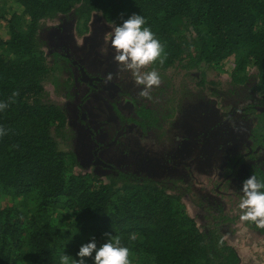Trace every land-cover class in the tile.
Wrapping results in <instances>:
<instances>
[{"label": "trees", "instance_id": "trees-1", "mask_svg": "<svg viewBox=\"0 0 264 264\" xmlns=\"http://www.w3.org/2000/svg\"><path fill=\"white\" fill-rule=\"evenodd\" d=\"M15 3L19 8L4 18L9 38L0 35V102L8 105L0 111L6 132L0 137V264H60L63 254L79 260L83 244L94 238L99 248L109 236H119L130 249L131 264H241L222 231V215L207 216L212 222L202 224L205 229L188 213L183 196L191 187L179 186L181 192L178 182L164 185L135 166L109 175L74 173L81 160L71 145L65 111L44 86L51 75L40 29L73 10L86 25L98 17L116 26L142 15L167 57L149 67L169 80L165 94L177 82L168 78L171 74L186 71L197 81L194 73L234 59L229 81L207 85L201 80L188 93L198 101L234 90L259 93L249 108L257 118L247 150L252 155L264 148V112L257 110L264 106V0ZM177 88L178 95L188 91ZM160 115L156 107H143L135 121L155 129ZM251 175L264 181L261 168H251ZM3 200L10 206L1 205ZM94 257H86L85 264H95Z\"/></svg>", "mask_w": 264, "mask_h": 264}, {"label": "flooded vegetation", "instance_id": "flooded-vegetation-1", "mask_svg": "<svg viewBox=\"0 0 264 264\" xmlns=\"http://www.w3.org/2000/svg\"><path fill=\"white\" fill-rule=\"evenodd\" d=\"M75 12L73 10L68 15L42 23L40 36L45 42L43 51L51 75V80L45 82L44 86L51 98L63 107L67 116L71 145L78 159L81 160L80 165L91 163L92 174L94 172L97 174L96 172L99 171L101 175L105 172L109 175L117 170L127 171L133 166L138 170L142 163L140 162L143 156L141 141L144 136L150 135L156 145L170 144L175 139L174 127L177 118L184 116L190 110L207 108L214 103L211 98L216 99L225 107L224 109L230 110L225 112L229 119L232 120L238 115L235 122H247L251 126V134L257 118L249 112V108L257 104V98L261 96L259 93H251L250 89L234 90L223 98L212 96L206 101H198V98H192L188 93L191 87L190 76L187 77L189 73L182 71L180 74H171L168 77L177 82L172 84L174 86L169 88L166 94L162 92V88L166 87L168 79L161 76V84L159 87H153L151 98L141 97L139 93L143 86L134 85L135 81L131 73L120 70L114 62V49L109 45L107 55L100 51L105 45V36L108 34L106 26L98 28L93 24L92 18L90 24L88 23L89 32L87 30H84V33L80 32L83 35L79 41L73 39L75 33L79 34ZM96 19L100 20L98 17ZM100 23L102 24L101 20ZM84 25H86L85 21L79 19V27ZM143 71L149 72V68ZM109 73L112 74L111 80L107 79ZM177 86L182 89L187 88L188 91L178 95L175 90ZM146 101L152 103L149 105L145 103ZM143 107L145 109L156 107L160 111V119L157 122L160 123L155 129H145L142 121L140 123L135 121ZM257 110L264 112V106L257 107ZM138 119H142V116ZM245 147V152L230 153L224 165V181L230 183L231 194L238 203L243 196V181L248 177L250 169L257 167L264 170V148L262 152L251 155L247 151L250 147V135L248 143L244 144ZM164 156L165 154L163 158ZM175 181L178 182L175 185L177 189L186 187L181 185V180L174 177L160 182L173 186ZM192 194L190 191L185 195L193 197ZM194 198L204 203L200 205L198 202L202 208V219L205 224L210 225L212 222L209 217L222 215L223 227L227 218L224 216L226 214H215V211L224 210L215 192L200 193V199ZM207 200L208 202H205ZM207 216L209 217L206 218ZM245 224L253 232L264 236V233L255 230L251 223L245 222Z\"/></svg>", "mask_w": 264, "mask_h": 264}, {"label": "rangeland", "instance_id": "rangeland-1", "mask_svg": "<svg viewBox=\"0 0 264 264\" xmlns=\"http://www.w3.org/2000/svg\"><path fill=\"white\" fill-rule=\"evenodd\" d=\"M18 8L15 0H0V35L4 39L9 38L6 28L7 23L4 18L11 17L12 12H15ZM101 22L102 24L96 18L93 20V24L97 25L98 28H105L104 26H106L108 33L115 27L102 20ZM77 28L79 34L75 33L73 39L79 41L82 39L81 35L83 34L81 33H84V30L89 32V25L79 27L78 22ZM233 67L234 59L229 58L219 67L204 68L203 71L194 73L198 78L197 81H193L191 76L189 77L191 86L195 87L196 83L201 82V80H204L207 85L212 81L225 83L230 80ZM128 80L130 82L131 79ZM133 84L136 85L135 82ZM211 100H214V103L207 108L190 110L184 116L177 118L174 127L175 139L170 144L156 145L150 135L144 136L141 141L143 156L140 162L142 163L137 171L138 173H146L160 181L174 177L182 181L181 185L190 186L193 197L185 195L183 201L188 213L203 228L205 227L202 224H205V222L202 219V208L194 197L200 199V193L215 192L224 209L220 212L215 211V214L223 213L226 214L224 216L227 218L222 227L225 238L237 249L242 259L241 264H257V258L253 259L251 257L255 249L264 250V236L253 232L245 222L240 221L242 213L238 207L239 203L231 194L230 183L224 181L226 157L232 152H245L246 147L244 148V144L248 143L251 126L247 122H235L239 117L238 115H235L232 120L229 119L225 112H230V110L224 109L225 107L218 103L216 99L211 98ZM145 103L150 105L152 102L146 101ZM90 164H79L74 169V173H93ZM98 172L96 173L99 175ZM101 177L106 181L105 176ZM178 190L183 192L181 188H178ZM205 202H208V200ZM210 202L212 203V200ZM2 204L10 206L11 203L9 200H3ZM86 240L88 241V239ZM91 241L89 240V242ZM251 259L254 263H251ZM262 260H264V257L259 255L258 261Z\"/></svg>", "mask_w": 264, "mask_h": 264}, {"label": "clouds", "instance_id": "clouds-1", "mask_svg": "<svg viewBox=\"0 0 264 264\" xmlns=\"http://www.w3.org/2000/svg\"><path fill=\"white\" fill-rule=\"evenodd\" d=\"M145 24L142 15L133 14L106 34L105 45L100 51L107 55L110 45L111 49H114V62L120 70L131 73L136 85L143 86L139 95L150 99L151 90L160 86L161 78L157 71L145 72L143 69L157 62L162 65L167 57L163 45L150 27L144 26ZM107 79H112L111 73ZM16 95L18 93L14 92L13 96ZM7 107L6 103L0 102V111ZM4 135L6 132L0 127V137ZM242 192L243 196L238 205L242 213L240 221L255 224L258 229L264 230V181H259L255 175H251L243 181ZM132 239H135L134 235ZM93 253L95 264H131L130 249L121 245L119 236H109L108 241L99 248L93 238L91 242L80 247L77 253L79 260L63 254L60 257V264H85V258L92 257Z\"/></svg>", "mask_w": 264, "mask_h": 264}, {"label": "crops", "instance_id": "crops-1", "mask_svg": "<svg viewBox=\"0 0 264 264\" xmlns=\"http://www.w3.org/2000/svg\"><path fill=\"white\" fill-rule=\"evenodd\" d=\"M259 255H261L262 257H264V250L262 251V250H259V249H255L254 250V253L252 254V257L251 258H253V259L257 258V261H256L257 264H264V260L258 261ZM253 259H251V263H254L253 262Z\"/></svg>", "mask_w": 264, "mask_h": 264}]
</instances>
